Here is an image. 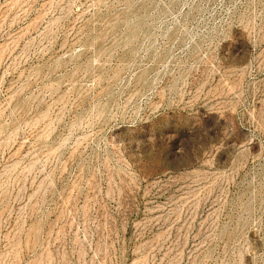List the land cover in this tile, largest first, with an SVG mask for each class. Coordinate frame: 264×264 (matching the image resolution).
<instances>
[{
    "label": "rangeland",
    "instance_id": "1",
    "mask_svg": "<svg viewBox=\"0 0 264 264\" xmlns=\"http://www.w3.org/2000/svg\"><path fill=\"white\" fill-rule=\"evenodd\" d=\"M0 264H264V0H0Z\"/></svg>",
    "mask_w": 264,
    "mask_h": 264
}]
</instances>
